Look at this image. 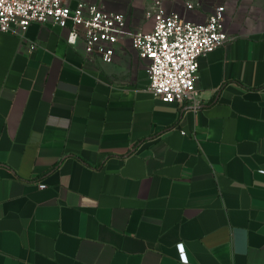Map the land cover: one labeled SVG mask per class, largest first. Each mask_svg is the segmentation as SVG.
<instances>
[{"label":"crops","instance_id":"1","mask_svg":"<svg viewBox=\"0 0 264 264\" xmlns=\"http://www.w3.org/2000/svg\"><path fill=\"white\" fill-rule=\"evenodd\" d=\"M162 1L195 22L224 5ZM224 6L197 105L156 100L129 39L107 64L52 24L0 31V264H185L180 243L264 264V29Z\"/></svg>","mask_w":264,"mask_h":264},{"label":"built area","instance_id":"2","mask_svg":"<svg viewBox=\"0 0 264 264\" xmlns=\"http://www.w3.org/2000/svg\"><path fill=\"white\" fill-rule=\"evenodd\" d=\"M185 6L194 10L201 4L188 0ZM148 19L154 22L151 30L131 24L126 13L87 0H0L1 32L22 34L33 23L52 24L69 31L68 42L81 44L87 60L98 56L107 64L114 62L118 44L129 39L147 64L149 90L156 100L199 104L200 59L230 40L226 7L219 5L205 21L195 22L167 11L163 1L156 0ZM177 249L181 262L188 264L184 244Z\"/></svg>","mask_w":264,"mask_h":264},{"label":"rangeland","instance_id":"3","mask_svg":"<svg viewBox=\"0 0 264 264\" xmlns=\"http://www.w3.org/2000/svg\"><path fill=\"white\" fill-rule=\"evenodd\" d=\"M100 1V0H99ZM99 1H88L100 5ZM106 9L110 11H120L126 14L133 9L134 4L142 3L140 8V14L136 16L135 21H139L140 24L149 21L148 12L153 6L155 0H101ZM228 3L233 6L235 16L239 17L241 21L248 24L255 25V29H264V0H223L224 5ZM129 16V15H128ZM133 17V16H132ZM243 19H242V18ZM131 22V20H130ZM150 22V21H149ZM132 24V22H131ZM148 28V26H144Z\"/></svg>","mask_w":264,"mask_h":264}]
</instances>
